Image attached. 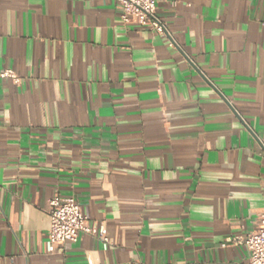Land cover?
I'll use <instances>...</instances> for the list:
<instances>
[{
  "label": "crops",
  "instance_id": "1",
  "mask_svg": "<svg viewBox=\"0 0 264 264\" xmlns=\"http://www.w3.org/2000/svg\"><path fill=\"white\" fill-rule=\"evenodd\" d=\"M0 0V264H247L264 208V0ZM176 46H170V40ZM95 237L47 250L49 201Z\"/></svg>",
  "mask_w": 264,
  "mask_h": 264
},
{
  "label": "built area",
  "instance_id": "2",
  "mask_svg": "<svg viewBox=\"0 0 264 264\" xmlns=\"http://www.w3.org/2000/svg\"><path fill=\"white\" fill-rule=\"evenodd\" d=\"M116 8L121 20L127 23H138L148 26L158 34L166 35L165 25L156 16V0H116ZM170 46H176L171 39ZM1 78H9L19 83V76L10 68L0 70ZM50 225L47 231V250L66 242L78 240L81 234H89L97 238L103 247L108 244L102 223L91 226L88 216L82 211L78 200L74 196L62 197L55 194L49 201L47 209ZM226 243L243 245L248 252L247 264H264V208L256 219V227L244 234L227 238ZM128 264H140L138 260H131Z\"/></svg>",
  "mask_w": 264,
  "mask_h": 264
}]
</instances>
